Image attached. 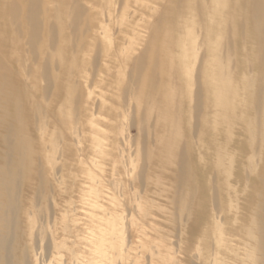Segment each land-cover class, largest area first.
Instances as JSON below:
<instances>
[{
	"label": "bare ground",
	"instance_id": "bare-ground-1",
	"mask_svg": "<svg viewBox=\"0 0 264 264\" xmlns=\"http://www.w3.org/2000/svg\"><path fill=\"white\" fill-rule=\"evenodd\" d=\"M80 2L96 11H86ZM46 3L53 15L44 21ZM152 3L151 22L143 26L146 38L133 56V41H125V47H113L111 38L104 48L97 44L96 32L102 30L98 20L104 8L112 9L111 3L0 0V128L5 133L0 139L1 264L21 258L20 237L12 234L13 191L19 179L27 178L22 169L35 154V147L27 146V113L22 109L33 105L17 80L25 74L53 87L50 98L58 106L51 108L52 136L61 128L67 131L64 136L71 135L88 114L89 98L83 100L78 84L83 78L79 68L89 61L83 56L90 58L92 79L107 74L100 61L108 56L117 67V83L127 75L121 95L130 123L121 131L144 133L141 140L134 136V144L141 145L148 165L151 195L168 208L167 222L172 223V210L187 199L183 235H193L200 217V203L193 208L194 199L212 205L216 217L223 212L219 203L226 202L233 222L238 210L244 212L237 231L245 235L248 259L264 264V0ZM133 5L139 8L136 0H121V15ZM52 57L58 62H50ZM9 62H15L17 71L8 70ZM107 115L115 121L121 117ZM42 142L40 138L39 148ZM241 192L248 200L239 208L234 197Z\"/></svg>",
	"mask_w": 264,
	"mask_h": 264
},
{
	"label": "rangeland",
	"instance_id": "rangeland-1",
	"mask_svg": "<svg viewBox=\"0 0 264 264\" xmlns=\"http://www.w3.org/2000/svg\"><path fill=\"white\" fill-rule=\"evenodd\" d=\"M157 1L136 0L139 8L133 5L122 16L118 8L121 0H102L106 5L111 3L112 9L104 8L98 20L102 26L96 32L99 48L108 46V38L113 47H125V41H133L130 54L137 56L147 35L143 26L151 22L148 12ZM80 3L86 11L96 9L88 2ZM42 15L44 21L51 19L50 3L44 5ZM82 58L89 60L86 67L79 68L83 78L78 80L83 100L89 98L85 105L88 114L73 127L71 135L64 136L67 131L61 128L52 136L51 108L58 106L50 98L53 87L25 74L17 80L33 105L28 108L24 104L22 109L27 113V146L35 147V154L30 164L21 168L27 178L19 179L13 191L12 234L20 237L21 258L9 264H252L245 235L237 231L244 212L238 210L233 222L234 212L228 211L226 202L219 203L223 212L216 217L212 205L195 198L193 208L200 203V217L193 235H183V215L190 210L187 199L172 210V223L167 222L168 208L151 195L146 181L149 168L143 163L141 145L134 144V136L141 140L144 133L121 131L130 123L124 116L130 111L124 114L121 95L127 75L117 83L118 70L108 56L100 61L107 74L98 73L92 79L90 58ZM49 60L58 62L56 57ZM99 67L97 64L96 71ZM7 68L17 71L15 62L7 63ZM107 113L121 117L115 121ZM4 135L0 128V139ZM53 140L57 149L52 148ZM234 199L239 208L248 200L242 192Z\"/></svg>",
	"mask_w": 264,
	"mask_h": 264
}]
</instances>
